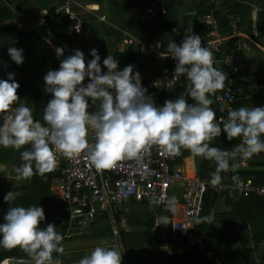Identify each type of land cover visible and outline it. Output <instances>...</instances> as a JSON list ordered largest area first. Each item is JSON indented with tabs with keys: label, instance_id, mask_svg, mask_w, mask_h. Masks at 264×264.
I'll return each instance as SVG.
<instances>
[{
	"label": "clouds",
	"instance_id": "clouds-1",
	"mask_svg": "<svg viewBox=\"0 0 264 264\" xmlns=\"http://www.w3.org/2000/svg\"><path fill=\"white\" fill-rule=\"evenodd\" d=\"M167 51L176 61L174 76H186L189 83L179 98L166 100L163 107H157L147 95L139 72L133 74L134 66L118 71V61L109 54L103 60L107 72L102 73L96 49L91 50L93 59L87 64L83 52L76 50L61 60L58 70L47 72L45 90L52 99L43 110V123L34 120L32 108L17 106L20 86L15 74L0 80V146L17 151L29 146L21 152L22 163L14 168L15 181L52 172L58 164L57 153L66 159L83 154L90 167L103 172L122 161L139 162L155 147L169 156H178L184 149L193 157L213 161L216 168L208 183L219 190L221 173L236 171L230 161L238 157L246 161L264 153V107L230 109L227 119L217 122L210 96L225 88L228 76L213 66V53L202 46L201 37L191 30L179 45L171 41ZM55 52L58 58L64 55L62 48ZM8 55L18 66L23 64L22 49L10 47ZM86 77L89 83L84 86ZM89 98L92 105L98 104L94 112L88 110ZM222 132L228 141L242 138L241 143L230 151L211 147V141ZM232 180L239 182L238 175ZM15 195L9 192L5 202L14 200ZM178 203L176 196L166 198L165 211L175 214ZM213 219L197 214L195 223H211ZM44 220L40 206H11L0 225V246L19 248L28 259L7 257L0 264H62L53 253H64V237L53 224L41 228ZM157 220L159 226L170 224L167 216ZM121 260L116 248L97 246L79 264H121Z\"/></svg>",
	"mask_w": 264,
	"mask_h": 264
},
{
	"label": "crops",
	"instance_id": "crops-1",
	"mask_svg": "<svg viewBox=\"0 0 264 264\" xmlns=\"http://www.w3.org/2000/svg\"><path fill=\"white\" fill-rule=\"evenodd\" d=\"M150 1L156 2L158 10L163 8L167 13L151 16V21L142 25L132 16V12L138 2H141L142 9L138 7L137 10L140 14H144L143 6H147ZM190 1H192L191 5ZM73 3V10L82 22L83 33L81 35L74 33L72 22L67 15L55 16V19L48 21L46 26L39 25L43 17L53 16L56 7L62 4V0H0V20L8 27V33H0V40H6V48L14 47V43L18 42L17 37L22 30L28 49L35 52V57L29 67L33 70L43 69V79L49 70H58L61 60L73 55L76 50L83 52L87 64L93 59L90 55L91 50L96 49L101 57L102 73L107 71L103 65V60L109 54L116 60L118 56L125 58L126 64H128L127 60H129L130 54L139 55V57L135 56L136 60L143 57L140 65L143 66L144 70L151 72L155 66L153 64L147 65L146 59H152L153 56L145 54L146 52L141 50V46L139 47L140 44L126 46L123 49H120L119 44L126 39L134 38L142 45L158 48L160 54H169L167 51L168 43L166 44V41L162 40L161 37L191 34L192 30L193 34L195 33L201 37V40H205L210 31L205 22V17L210 14L219 21L223 33L230 35L231 22L222 23V21L227 17V14H232L235 18L234 23L240 31L239 36L236 39V44L232 45L233 51L224 53L225 45L222 51L224 55L218 57L219 62L213 66L228 76L225 81L227 88L223 91L231 89L237 95L236 109L242 106L248 108L264 107V0H225L220 5L211 0H73ZM217 12H220V15L216 14ZM66 20L68 26L65 24ZM179 21L182 23V28L179 27ZM194 28H196V32H193ZM180 40L181 43L183 39ZM56 48L63 49L64 55L62 57H57ZM234 52H240L244 55L242 76L249 79L248 83H243L240 76L225 67L224 57ZM125 67L124 61L118 62V71ZM14 78L15 82L19 84L20 78ZM153 78L155 77L149 79ZM182 79L187 78L180 76L168 94H172ZM88 81L89 79L86 77L83 85L86 86ZM147 81L149 80L144 82ZM144 82L141 81V83ZM97 109L98 104L92 105L89 98V112ZM212 143L211 141V147ZM180 156L183 158L182 164L178 165L183 167L189 177H200L197 166H202L203 170L208 173L215 171L212 167L207 169L206 165H202L203 162L208 163L207 159L193 157L187 150L182 149ZM242 162L245 163V166L239 165L235 167V172L231 170L226 172L223 180L238 175L239 179L252 178L255 184L264 187V153L254 155L246 161H242L238 157L231 166ZM65 166L66 163L62 160L55 168L62 175V179L57 180L56 185L66 180ZM14 175V168L10 170L8 168V174L4 175V179H7V186L9 189L22 188L26 180L15 181ZM173 188H180L183 195L182 183H175ZM50 193L53 205L46 209L47 223L57 224L61 222L59 233L66 239V241H62L64 253H53L54 258H59L62 264H79V260L90 254L97 246L116 248L122 255L121 264H264V241H256V237H259L260 234L264 235V224L260 232L258 223L255 221L256 216L263 213L262 211L259 213V209L252 199L260 198L256 195L245 199V197H240L234 193H219L213 210L211 212L205 211L207 213L205 216L214 218L211 223H203L206 241L198 236L194 230V234L202 239L208 254L188 246L185 242H173L164 237L165 233H170L172 220L181 215L180 207L183 199L177 207L175 217H170L167 212L160 213L157 211L158 208L165 207V204L150 205L146 201L130 198L123 203L121 212L113 211L110 216L88 221L86 225L82 226L79 223L71 222L64 205L53 201L56 197L55 191L50 188ZM127 201H133V203L126 204ZM126 205L131 208L132 215L123 214ZM61 213L65 217L64 222L60 221ZM119 215L126 218L125 224ZM159 216L169 217L170 224L159 226L157 220ZM202 216L204 217V213ZM104 220H109L117 229V241L106 239L103 241H72L75 238L74 234H80V232H74L72 229L83 227L85 231L93 234L92 227L99 224L100 228L103 229L101 226ZM148 221L152 223V232L161 236L159 242L147 241L145 234V239L140 241L137 236L130 237L136 235L135 227H144L148 230L149 228L145 226ZM136 222L138 223L135 224ZM243 227L249 229L246 235L240 233ZM167 246L174 251V256L168 255ZM13 251L19 252V254L10 257L24 258L21 260L28 259L20 249H14L11 252Z\"/></svg>",
	"mask_w": 264,
	"mask_h": 264
},
{
	"label": "built area",
	"instance_id": "built-area-1",
	"mask_svg": "<svg viewBox=\"0 0 264 264\" xmlns=\"http://www.w3.org/2000/svg\"><path fill=\"white\" fill-rule=\"evenodd\" d=\"M211 1L220 5L225 0ZM73 4V0H62V4L56 7L53 16L43 17L39 25L46 26L48 21L55 19V16L67 15L72 22L74 33L81 35L83 33L82 22L74 12ZM140 4L141 2H138L133 9L132 16L142 25L151 21V16L167 13L163 8L158 10L156 2L150 1L147 6H143L145 13L140 14L137 10L138 7L142 9ZM227 19L231 22L230 35L223 33L219 21L212 14L205 17V22L208 24L210 31L207 39L201 40V44L212 51L213 65L219 62L218 55L221 49L230 42L232 45L236 44V39L240 33L238 26L234 23L235 18L233 15L227 14ZM77 29H79V32L76 31ZM136 45L141 46V50L145 51V54H151V57L155 55L160 59H170L169 64L164 66L157 77L141 83L142 87L147 89V95L152 98L154 104L157 107H163L165 101L168 100L164 93L168 94L172 91L180 77L174 76L176 61L169 54H160L158 48L142 45L134 38L124 40L119 44V47L123 49L126 46ZM243 61L244 55L240 52H234L226 55L223 62L232 73L240 76L243 83H248L249 79L242 76ZM236 97L237 95L231 89L220 90L215 94L217 122L221 118L227 119L230 109H236L238 102ZM89 142H91V134ZM53 150L55 151V149ZM56 158L58 163L62 160L66 163L64 170L66 180L55 186L56 197L53 201L63 204L71 222L79 223L82 226L86 225L88 221L110 216L113 211L121 212L123 203L130 198H135L137 201H146L149 204L152 201L150 205H163L166 198H170V192L174 184L182 183L183 203L180 207L181 215L172 220L170 233H165L164 237L173 242H185L188 246L204 253H208V251H205L202 239L194 234V227L196 225V215L202 216L206 193L209 189H216L219 193H234L245 198L256 195L264 199V187H259L252 178L239 179V182H234L232 178L228 177L222 181V187H219L218 190L208 183L211 177L187 176L183 167L177 164V156L165 155L155 147L151 149L150 153L145 154L143 160L139 162L122 161L116 168L103 172H97L90 167L83 154L75 159H66L57 153ZM239 165L245 166V163H235L234 167ZM120 219L124 224L127 221L126 218L121 216ZM244 232H249V229L246 228ZM167 250L169 256H174V251L170 250L168 246Z\"/></svg>",
	"mask_w": 264,
	"mask_h": 264
},
{
	"label": "trees",
	"instance_id": "trees-1",
	"mask_svg": "<svg viewBox=\"0 0 264 264\" xmlns=\"http://www.w3.org/2000/svg\"><path fill=\"white\" fill-rule=\"evenodd\" d=\"M169 8V7H168ZM170 10V8H169ZM216 14L220 15V12H217ZM2 20H0V33L1 34H5L8 33V27H6L2 22ZM227 17L222 21V23L227 22ZM68 21L66 20V26ZM59 24V23H58ZM171 29V28H170ZM169 29V30H170ZM17 46L20 47V49L23 50V57H24V62L22 65H17L15 62L12 61V59L10 58V56L8 55V48L5 47V43L6 40L4 39V41L0 40V80H7L8 79V75L10 73L15 74V77H19L20 78V83H19V89L17 91V95L19 96V98H24V100H28L30 99L31 94L29 95V91L28 89L32 88V90H37L38 94L36 96L39 97L38 101L36 102V105H38L35 109V113L33 114V118L34 120H38L41 123H43V110L44 108L47 106V103L49 102V100L52 99V96L50 93H46L45 91V81L44 79L42 80V82H39V79L42 77V74L44 72L43 69H39V70H33L30 69V65L33 62V58L31 57V53L28 52V47H27V43L25 40V37L21 34L18 35L17 37ZM32 45V44H31ZM225 51L224 53H230L233 51L234 47L232 46L231 42L228 43L226 45V47L224 48ZM223 48L221 49L218 57H222L221 55H224L222 53ZM39 56V55H38ZM139 55H134V54H130L128 59V64H126L125 62V58L118 56L117 60L118 62L124 61V65L128 66V65H132L134 66L133 69V74H135L136 72V67L138 66V64L142 63L143 57L138 58L139 60H136V57ZM147 60V65H155V68L150 71H146V75L145 78L141 81H146L149 80V78L152 77H156L158 76V74H160V72L163 70L164 66L168 65L170 62L169 58H162L160 59L159 57H154L152 59H146ZM224 67V66H223ZM226 67V66H225ZM224 67V68H225ZM227 68V67H226ZM228 69V68H227ZM230 70V69H229ZM188 80L187 79H182L180 84L175 88V90L172 92V94H166L165 97H168L171 100H175L177 98H179L181 96V94H183L186 91V88L188 86ZM41 88V89H40ZM227 88V87H225ZM224 88V89H225ZM211 99H213V104L211 105V108L214 110V112L216 113V102H215V96H210ZM189 103H193V101L190 98H187ZM31 101V100H28ZM2 124V122L0 123ZM212 147H217L220 149H224V150H232L233 147L239 143H241V138H234L232 141H228L226 133H221V136H218L216 138H214L212 140ZM27 147L29 146H24L23 148H21L19 151L13 149V148H7L5 153V158H1L3 157V154H0V172L6 167L12 169L15 168L17 166H19L22 162H18V164L14 163L15 159L20 158L21 156V152L24 151ZM2 149V146H0V150ZM178 157V161L177 164H182V157L180 155L177 156ZM234 160L230 161V166L232 165ZM202 163V162H200ZM203 166L206 165L207 169L209 167H212L214 170L216 168V165L213 161L208 160L207 162H203L202 164ZM197 171L200 177H205V176H210V173L206 172L203 170L202 166L198 167L197 166ZM226 172H222L221 175L222 177L225 175ZM58 180L60 181L62 179V175L60 173H58L56 171V169H54L52 172L50 173H46L43 177L39 174H34L30 179L24 181V184L22 185V188H14V189H9V187L7 186L6 180L3 179L4 181V190L2 192H0V201L1 199H3L4 202V212L5 209L7 208L9 210V208L12 207H16V206H23V207H27L29 206V198L25 197L26 192L28 190L32 191L33 189H36V193H33L34 196H36L37 198H34L35 200H37V202H40L42 207L44 208H49L52 203H51V193H50V183L52 182V180ZM224 179V178H223ZM13 191L14 193H17L18 191H22L21 194H16L15 195V199L14 200H10L8 202H5L4 197L5 195H7L9 192ZM23 191H25V193H23ZM219 192L216 189H209L208 192L206 193V197H205V201H204V208H203V213H204V217L205 215H207V213L205 211H209L211 212V210H213L214 206H215V202L217 201ZM33 198V197H32ZM248 199V198H245ZM255 201V205L256 207L259 209V213L260 211H262L263 213L258 216H256L255 221L258 223V227L260 228V232L262 231L261 229H263V224H264V199L261 198H252ZM128 203H133V201H127L126 204ZM206 209V210H205ZM0 212L2 213V208L0 210ZM8 212V211H7ZM7 212H5L4 214L6 215ZM203 217V216H202ZM132 220V219H131ZM5 223V221H2V224ZM138 222H136L135 224H137ZM147 228H149L146 232H145V237L147 241H150L151 243H155V242H159L160 239V235H158L156 232H152V223L151 222H147V225H145ZM246 228H242L241 229V234L242 235H246L247 232H244ZM195 233L198 236H201L204 241H206V238L204 236V226L203 223L202 224H198L195 227ZM2 239V236H1ZM256 241H264V235H261L259 237H256ZM211 248V247H210ZM19 249V248H16ZM4 248L2 249V246H0V262H2V260H4L7 257L19 254V252H11L12 250H5ZM11 252V253H10ZM19 258V257H16Z\"/></svg>",
	"mask_w": 264,
	"mask_h": 264
},
{
	"label": "rangeland",
	"instance_id": "rangeland-1",
	"mask_svg": "<svg viewBox=\"0 0 264 264\" xmlns=\"http://www.w3.org/2000/svg\"><path fill=\"white\" fill-rule=\"evenodd\" d=\"M191 3H192V1H190V5H191ZM178 23H179V27L182 28L181 27L182 23L180 21ZM191 27H193V26H191ZM196 31H197L196 28H194L193 32H196ZM20 34L23 35L22 34V30L20 31ZM161 38H162V40L166 41V44L167 43L169 44L171 41H173L177 45H179L180 41H181L180 39H184L185 35H172V36L171 35H167V36L161 37ZM14 44H15L14 45L15 48L20 49V47L16 45L17 43H14ZM28 52L31 53V57L32 58L35 57V52H31L30 50H28ZM38 63H39V61H38ZM135 69H136L135 72H139L140 78H141V80H143L145 78V75H146L143 66L138 64V66ZM42 80H43V77H41L39 79V82H42ZM28 91L30 92L29 95L31 94L30 99H28V100H31V101L24 100V98H20V101H19L17 106H19V104H23L25 106H28V107L33 109V114H34L35 113V109L38 106V105H36V102L39 99V97L36 96L38 94V92H37V90H32V88L28 89ZM6 150H7V148H3L2 147V149L0 150V154H3L4 152H6ZM1 158H5V153H4L3 157H1ZM18 162H22L21 158L15 159L14 163L18 164ZM1 172H4L5 174H8V168H6V169L4 168ZM1 172H0V192H2L4 190V182H3L4 180L3 179L5 178L4 177L5 174L4 173L2 174ZM55 185H56V180L53 179L52 182L50 183V188H51L52 191H54ZM21 192L22 191H18L15 194H21ZM32 192L36 193V189H33L32 191L28 190L26 192V195H25V197H27V198H29L31 196L30 199H29V206H40V207H42L41 203L37 202V200L34 199V198H37V197L34 196ZM23 193H25V191H23ZM171 196H176L177 197L178 202H179L178 205L181 203L182 193H181V189L180 188L171 189L170 197ZM29 206H27V207H29ZM3 207H4V202H3V199H1V201H0V210L2 208V213L0 212V225H2V221L4 222V216H5L4 213L8 211V209L6 208L5 212H4V208ZM42 208H43V211H44L45 220L40 223V227L41 228H45L48 225V223H47V210L44 207H42ZM51 208H53V207H51ZM157 211L160 212V213L167 212V211H165V207L158 208ZM167 213H168L167 215H169L170 217H175L177 211H176L175 214H173L171 212H167ZM123 214L132 215L131 208L128 205H126L124 207ZM64 219H65V217L61 213L60 214V221L64 222ZM49 224H53V223H49ZM53 225H55L56 229L58 231H60L59 229L61 227V222L57 223V224H53ZM101 227L103 229L100 228L99 224H95L92 227V229H91L93 234H91L89 231H85V228H83V227L74 228V229L71 228L72 230H74V232H80V234H77V233L74 234L75 238L72 239V241H103L104 239H106L108 241L109 240L110 241H117L116 240V234L118 233L116 231L117 229L114 228V226L111 224V222L109 220H104L102 222V226ZM134 231H135L136 235H131L130 237L137 236L139 238L138 239L139 241L145 239L144 234H145V232L147 230L144 227H135ZM103 232H105V233H103ZM63 241H66V239L64 238ZM124 241H127V240H124ZM2 249H3V247H2ZM5 250H3V251H5ZM18 259L21 260V259H24V258L19 257Z\"/></svg>",
	"mask_w": 264,
	"mask_h": 264
}]
</instances>
